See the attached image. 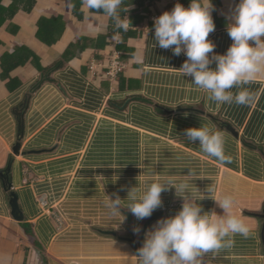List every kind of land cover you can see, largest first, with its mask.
Returning a JSON list of instances; mask_svg holds the SVG:
<instances>
[{"label": "crops", "instance_id": "0c3cea01", "mask_svg": "<svg viewBox=\"0 0 264 264\" xmlns=\"http://www.w3.org/2000/svg\"><path fill=\"white\" fill-rule=\"evenodd\" d=\"M172 1L153 0L147 11L140 10L142 21L126 30L133 33L126 42L131 51L120 59L123 68L114 80L105 76L110 48L107 44L97 48L91 41L64 60L60 69L43 73L31 62L16 68L11 76L24 81L15 90L6 86L8 80L0 79V170L11 165V190L18 195L22 222L32 225L44 252L31 246L22 222L12 217L9 192L0 178V264H44L43 258L48 264H137L129 238L135 237L132 226L141 228L148 218L138 221L132 215L131 224L125 219L119 227H115L117 220L82 227L87 216L107 210L106 195L125 199L139 174L143 181L147 172L137 165L153 167L171 178L192 171L201 176L192 180L199 191L212 188L210 195L216 199L233 196L234 211L249 225L251 234L247 238L236 235L233 246L216 256L206 254L205 264H264L259 218L264 206V77L246 86L257 97L250 106L210 101L189 78L178 74L186 56H175L153 40L154 18L170 11ZM186 1L181 3L187 7ZM212 2L215 31L209 39L215 52L224 53L232 43L226 25L238 0ZM75 3L83 18L75 14ZM88 15L82 0H37L31 13L21 11L14 17L20 27L16 35L7 30L10 21L0 26V73L2 56L17 46L30 47L41 64L49 67L62 61L67 48L79 39L97 40L108 33L106 15L92 13L95 22ZM42 17L62 19L64 32L54 45L37 40ZM107 42H112V51L118 50L114 39L107 38ZM92 64L94 70L89 68ZM21 119L23 136L16 147ZM200 125L224 133L231 163H220L203 153L199 144L187 142L185 129ZM41 198L49 202V212L60 211L76 226L71 224L69 230L66 219L67 228L61 231L51 213L40 206ZM161 198L162 207L152 213L157 216L147 230L181 207L182 198L174 188ZM198 203L205 211L222 212L207 195ZM121 212L130 213L127 208ZM136 237L138 241L140 233Z\"/></svg>", "mask_w": 264, "mask_h": 264}, {"label": "clouds", "instance_id": "9594fccd", "mask_svg": "<svg viewBox=\"0 0 264 264\" xmlns=\"http://www.w3.org/2000/svg\"><path fill=\"white\" fill-rule=\"evenodd\" d=\"M82 3L89 13L87 18L93 22L96 17L92 13H103L118 29L126 31L131 24L128 15H120L121 11L128 13L131 2L126 8H122L125 0H82ZM172 4L170 11H163L154 18L153 40L160 48L170 49L175 56L182 53L186 56L177 69L178 74L189 78L212 102L252 105L257 97L246 86L264 77V0H238L231 22L226 25L232 43L224 53L215 52L216 46L209 39L215 31L212 0H189L187 7L179 0ZM183 136L187 142L199 144L207 156L223 164L231 163L225 152L226 138L222 131L200 125L185 129ZM137 166L147 172L143 181L138 179L139 174L138 183L127 190L125 199L106 195L103 202L110 217H119L115 227L125 220L121 208H127L142 221L162 207L161 194L170 188L182 198L181 207L174 215L158 219L145 231L142 246L135 255L137 264H205L206 254L216 256L221 250L231 248L236 235L250 236L249 225L234 211L235 201L231 194L216 199L210 195L212 188H207L206 193L199 191L192 180L201 176L192 171L181 178H171L155 172L153 167ZM112 179L115 181L117 177ZM206 195L215 200L221 213L203 209L198 201ZM132 232L141 233L140 226L133 225Z\"/></svg>", "mask_w": 264, "mask_h": 264}, {"label": "trees", "instance_id": "16d2710c", "mask_svg": "<svg viewBox=\"0 0 264 264\" xmlns=\"http://www.w3.org/2000/svg\"><path fill=\"white\" fill-rule=\"evenodd\" d=\"M3 1L4 0H0V26H3L4 24L10 21V24L7 27V30L9 33L16 35L20 27L13 22L14 17L21 11L26 12V13H31L37 4V0H11L8 6L4 5ZM130 2H131L130 7L131 8L134 7V8L132 9L129 8L128 13L126 11H121L120 15L121 17H127L128 15V18L130 19L131 25H132V24L142 21L143 17L140 13V10L147 11L149 5L153 2V0H125V3L122 5V8H126L130 4ZM186 2L188 4L189 0H187ZM172 6L173 4H170V7ZM79 7L80 5L78 4L75 5V14L79 18H83L82 14L77 12ZM61 20L62 19L59 17L57 18L42 17L38 23L39 30L37 32V40L47 46H51L57 43V41L61 38L62 33L64 32V26L62 25ZM118 34H120V36H118L119 40H118V45L116 46V49L120 50V53H121L120 59L123 60L124 58L123 56L128 55L129 52L131 51V49L126 46V42H127V39L133 33L126 32L125 30L116 28L114 21L109 18L107 34L99 36L97 40L88 39V38L79 39L76 43L71 44L67 48V50L64 53V57L62 61H58L57 63L49 67H44L41 64L40 56L26 45L17 46L15 50H13L12 52H6L1 58L2 72L0 73V79L2 81L8 80V83L6 86L9 88L10 91L15 90L16 88L23 85V81H24L23 78L11 76V73L16 68L20 66H25L31 62V64H33L39 71L43 73H48L50 70H54V69H60L64 65V62H65L64 60L71 59L73 56H75L76 50H78V48L80 47L84 48L88 44L87 43L88 41H91V43H93V45L97 48H99V46L104 47L107 44V46L110 48L109 53L107 54L109 56L112 53L111 52L112 42L106 43V39L107 38L114 39V35L117 36ZM1 44L2 42L0 41V45ZM89 68H91V66ZM105 71H106V68H105ZM9 179H10V176H9ZM8 192L10 193V191ZM9 198H10V195H9ZM125 219L127 221L126 216H125ZM20 225L25 235V238L28 240L31 246L38 249L40 252L42 251V253H44L40 244L38 243L36 239L32 225L29 223H25V222L20 223ZM142 228H143V225L141 227V230ZM43 260H44V264H48L45 258H43Z\"/></svg>", "mask_w": 264, "mask_h": 264}, {"label": "water", "instance_id": "95a60500", "mask_svg": "<svg viewBox=\"0 0 264 264\" xmlns=\"http://www.w3.org/2000/svg\"><path fill=\"white\" fill-rule=\"evenodd\" d=\"M20 124H21V126H20L19 142H18L16 147H20L21 139L23 136V121H22V119L20 120ZM10 167H11V165L9 164L6 170H0V178L2 179V182L5 186V189L7 191H10L9 195H10V206L12 208V217L14 218L15 221L22 222L24 220V215H23V212H22L20 205H19L18 195L15 192L11 191L12 184H11L10 179H9ZM125 215L128 219V223L131 224L132 223L131 213L125 212ZM156 216L157 215L151 216L145 222V224L143 225V228L141 230L140 238L138 241H136L137 239L135 237L129 238L130 243H132L134 246L133 248H134L136 254H137V250L141 247V243H142L145 231L147 230L149 224L156 218ZM259 218H261L263 221L262 222V228H261V241H262V245L264 248V206L262 209V213L259 215ZM101 232L108 234V235H113V236L117 235V233H115L114 231H101Z\"/></svg>", "mask_w": 264, "mask_h": 264}, {"label": "built area", "instance_id": "2783aa9c", "mask_svg": "<svg viewBox=\"0 0 264 264\" xmlns=\"http://www.w3.org/2000/svg\"><path fill=\"white\" fill-rule=\"evenodd\" d=\"M172 2L175 4L177 2V0H173ZM179 2L181 3V0H179ZM118 40H119L118 36H114V43L115 44L118 43ZM122 68H123V64L120 61V52L118 50H113L112 53L110 54V59L108 61V65L106 66L105 76L109 80H114L117 77L118 73L122 70ZM91 69L94 70L95 65L92 64ZM39 203H40V206L42 207V209L44 211H47L48 213H51V215L55 219V222L58 223V225L60 227H62V219H63L62 213L58 210L49 212V207H50L49 205L50 204L47 201V199H45V198H41Z\"/></svg>", "mask_w": 264, "mask_h": 264}, {"label": "rangeland", "instance_id": "374dc122", "mask_svg": "<svg viewBox=\"0 0 264 264\" xmlns=\"http://www.w3.org/2000/svg\"><path fill=\"white\" fill-rule=\"evenodd\" d=\"M102 199H103V197H100L99 198V200H102ZM105 199H107V197H105ZM67 216H68V214H67ZM66 219L69 221V218L68 217ZM66 219H64V218L62 219V227H60L58 225V223H56L57 226L59 227V229H61V231H62L63 228H64V230H66V228H67ZM118 219H119V217H116V218L110 217L108 215V211L107 210H104V211H101L100 210V211H96V212L92 213L91 215L87 216L85 218V220H84V223L82 224V227H89V226H96V225L97 226L98 225L104 226L106 224L105 221H109V220H113L114 221V220H118ZM69 222L70 223H68V224H70V227L69 226L68 227H69V230H71V227H72L71 224L74 225V226H76V222L73 221L72 219ZM22 245H24V244L22 243Z\"/></svg>", "mask_w": 264, "mask_h": 264}]
</instances>
